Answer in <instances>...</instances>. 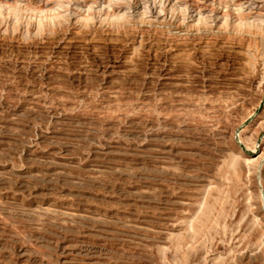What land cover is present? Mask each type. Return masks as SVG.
I'll return each instance as SVG.
<instances>
[{
	"label": "rangeland",
	"instance_id": "rangeland-1",
	"mask_svg": "<svg viewBox=\"0 0 264 264\" xmlns=\"http://www.w3.org/2000/svg\"><path fill=\"white\" fill-rule=\"evenodd\" d=\"M0 264H264V0H0Z\"/></svg>",
	"mask_w": 264,
	"mask_h": 264
},
{
	"label": "bare ground",
	"instance_id": "bare-ground-1",
	"mask_svg": "<svg viewBox=\"0 0 264 264\" xmlns=\"http://www.w3.org/2000/svg\"><path fill=\"white\" fill-rule=\"evenodd\" d=\"M231 101V100H230Z\"/></svg>",
	"mask_w": 264,
	"mask_h": 264
}]
</instances>
